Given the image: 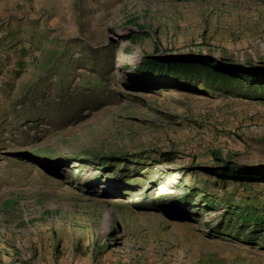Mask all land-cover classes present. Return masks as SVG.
I'll use <instances>...</instances> for the list:
<instances>
[{"label":"rangeland","instance_id":"rangeland-1","mask_svg":"<svg viewBox=\"0 0 264 264\" xmlns=\"http://www.w3.org/2000/svg\"><path fill=\"white\" fill-rule=\"evenodd\" d=\"M144 57L263 66L264 0H0V264H264L261 73Z\"/></svg>","mask_w":264,"mask_h":264},{"label":"trees","instance_id":"trees-1","mask_svg":"<svg viewBox=\"0 0 264 264\" xmlns=\"http://www.w3.org/2000/svg\"><path fill=\"white\" fill-rule=\"evenodd\" d=\"M251 70H246L244 74H240L237 71L233 73L222 72L223 69L218 70L214 64L208 60L199 59V58H166V59H156L153 57H144L139 66L135 69V76L142 83L150 85L156 83L157 85L166 87V88H175L182 90H191L194 91L195 88L191 86L190 82L200 77L211 79L212 82L218 84L226 83H236L241 84L244 78L249 77L247 73H252L253 75H258V72L261 73L262 79L261 83H264V65L259 66L256 69L251 67ZM247 72V73H246ZM164 78L165 82H160V79ZM183 80V84H180L178 81ZM255 90L250 88L246 90L243 94L247 98H261L264 99V84L253 86ZM111 158H102L99 162L101 168H105ZM109 168V167H108ZM107 168V169H108ZM246 218H243V224L247 221ZM252 224L255 227H264V218H258L253 216L251 218Z\"/></svg>","mask_w":264,"mask_h":264}]
</instances>
